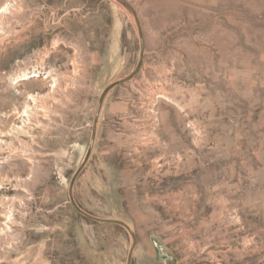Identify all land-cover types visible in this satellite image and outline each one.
<instances>
[{"label":"rangeland","instance_id":"rangeland-1","mask_svg":"<svg viewBox=\"0 0 264 264\" xmlns=\"http://www.w3.org/2000/svg\"><path fill=\"white\" fill-rule=\"evenodd\" d=\"M125 1L82 167L133 15L0 0V264H264V0Z\"/></svg>","mask_w":264,"mask_h":264},{"label":"water","instance_id":"water-1","mask_svg":"<svg viewBox=\"0 0 264 264\" xmlns=\"http://www.w3.org/2000/svg\"><path fill=\"white\" fill-rule=\"evenodd\" d=\"M116 3H118L119 5H121L122 7L126 8L132 15H133V18L135 20V23H136V26H137V29H138V33H139V42H140V49H139V59H138V62L136 64V67L135 69L133 70V72L131 74H129L126 78L118 81V82H115V83H112L110 84L108 87H106L104 89V91L102 92L100 98H99V101H98V104H97V109H96V113H95V118H94V122H93V128H92V133H91V139H90V143H89V147H88V150H87V154H86V157H85V160H84V163L82 165V167L85 165V163L87 162L88 158H89V155L91 153V150L93 148V144H94V140H95V134H96V128H97V121H98V118H99V115H100V111H101V108H102V104H103V101L106 97V95L108 94V92L110 90H112L114 87L126 82V81H129L131 80L134 76H136V74L139 72L141 66H142V60H143V37H142V32H141V28H140V24H139V21H138V18H137V15L135 13V11L133 10V8L131 7V5L126 2L125 0H114ZM82 167L79 168L74 176L72 177L71 181H70V184H69V198H70V202L72 204V206L74 207V209L82 216L84 217H87L93 221H96V222H99V223H113V224H117V225H120L124 228H126L129 232L130 229L129 227L123 223V222H120V221H117V220H109V219H99L97 217H94L86 212H84L83 210H81L79 208V206L75 203L74 199H73V196H72V190H73V186L75 184V181L78 177V175L80 174L81 170H82ZM131 253L132 251H130L129 253V256H128V259H127V264H131Z\"/></svg>","mask_w":264,"mask_h":264},{"label":"bare ground","instance_id":"bare-ground-1","mask_svg":"<svg viewBox=\"0 0 264 264\" xmlns=\"http://www.w3.org/2000/svg\"><path fill=\"white\" fill-rule=\"evenodd\" d=\"M0 12H2V10H1ZM23 76H26V75H23ZM32 76H36L35 73H33V74L31 75V77H32ZM26 77H27V76H26ZM33 100H35V99L33 98Z\"/></svg>","mask_w":264,"mask_h":264}]
</instances>
